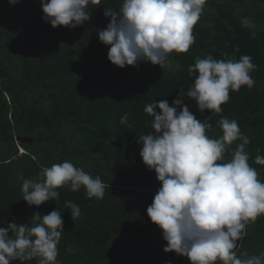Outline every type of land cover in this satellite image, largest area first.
Instances as JSON below:
<instances>
[{
  "label": "trees",
  "instance_id": "1",
  "mask_svg": "<svg viewBox=\"0 0 264 264\" xmlns=\"http://www.w3.org/2000/svg\"><path fill=\"white\" fill-rule=\"evenodd\" d=\"M122 4L100 0L89 6V21L53 28L42 19L40 0L15 5L0 0V227L13 220L30 226L34 213L42 218L57 210L64 222L58 264H191L164 251L162 230L147 216L161 185L140 156L138 136L153 131V117L143 109L165 99L171 106L180 92L196 119L210 121L206 134L213 139L222 136L221 117L235 119L251 141L245 146L248 163L264 182V165L255 163L258 154L264 155V0H207L193 29L195 43L187 53H171L162 67L139 62L119 68L108 60L109 46L100 42L98 31L111 20L105 9L119 12ZM243 18L255 26L244 27ZM208 54L236 61L251 55L257 65L250 73L254 86L230 91L214 116L199 111L186 95L195 79L189 65ZM125 113L129 118L122 125ZM18 138L31 143L18 144ZM241 142L229 146L225 161ZM66 160L101 178L103 199H89L83 186L74 192L65 185L57 189L58 200L28 205L20 177L37 180L42 166ZM66 201L81 210L74 221ZM237 243L238 255L264 252V215L246 225ZM24 264H38V258Z\"/></svg>",
  "mask_w": 264,
  "mask_h": 264
},
{
  "label": "clouds",
  "instance_id": "2",
  "mask_svg": "<svg viewBox=\"0 0 264 264\" xmlns=\"http://www.w3.org/2000/svg\"><path fill=\"white\" fill-rule=\"evenodd\" d=\"M19 0H9L15 5ZM207 0H123L119 12L105 9L111 17L104 30L98 31L100 42L109 46L108 60L119 68L150 62L164 66L171 53H187L195 43L194 26L204 12ZM100 0H40L42 19L53 28H75L89 21V6ZM244 27L255 25L243 18ZM255 32L252 38H255ZM251 55L238 61L215 59L212 54L197 57L188 67L195 76L187 97L194 100L199 111L221 113V105L230 99V91L242 86L252 88L255 80L250 73L257 67ZM181 93L172 101L148 103L144 112L153 117V131L138 136L142 144L140 156L160 182L147 216L162 230L167 242L165 252L185 256L191 264H264V252L238 255V241L246 235V225L264 215V182L248 163L245 146L251 143L244 136L235 119L221 117L218 121L222 136L210 138L212 128L208 119H196L183 103ZM178 107L181 109L177 111ZM129 114L120 118L127 124ZM17 140V139H16ZM242 141L225 161L229 146ZM19 150H22L19 148ZM23 151V150H22ZM259 152V150H257ZM22 153V152H20ZM255 163L264 165V155H257ZM21 191L28 205L39 206L58 200L57 191L70 185L72 191L82 186L89 199H103L105 184L71 161L43 167L39 179H24ZM71 218L81 215L79 206L65 202ZM29 225L14 220L0 227V264L38 258V264H58V244L64 231L61 211L53 210L41 218L34 213Z\"/></svg>",
  "mask_w": 264,
  "mask_h": 264
},
{
  "label": "water",
  "instance_id": "3",
  "mask_svg": "<svg viewBox=\"0 0 264 264\" xmlns=\"http://www.w3.org/2000/svg\"><path fill=\"white\" fill-rule=\"evenodd\" d=\"M17 143L18 144H30L31 139L30 138H18Z\"/></svg>",
  "mask_w": 264,
  "mask_h": 264
},
{
  "label": "rangeland",
  "instance_id": "4",
  "mask_svg": "<svg viewBox=\"0 0 264 264\" xmlns=\"http://www.w3.org/2000/svg\"><path fill=\"white\" fill-rule=\"evenodd\" d=\"M22 152V150H19V153Z\"/></svg>",
  "mask_w": 264,
  "mask_h": 264
}]
</instances>
